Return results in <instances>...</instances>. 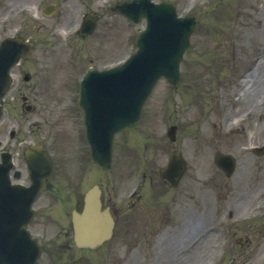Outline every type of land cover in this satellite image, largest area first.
<instances>
[{"label": "rangeland", "instance_id": "obj_1", "mask_svg": "<svg viewBox=\"0 0 264 264\" xmlns=\"http://www.w3.org/2000/svg\"><path fill=\"white\" fill-rule=\"evenodd\" d=\"M30 1L47 3L51 0ZM172 1L180 14L196 15L199 25L191 37L192 47L181 64V83L174 87L166 80L159 81L147 104L139 134L135 136V141L142 137L147 139L140 144L137 154L134 152L140 182L144 188L151 180L154 183L158 180L155 187L159 199L151 203V208H143L140 199L130 206V202L124 199L130 186L120 187L122 198H118L114 206L118 211L115 237L87 258L85 264H181L185 260L186 248L182 255H177L167 240L175 232L176 225L183 221V210L194 215L193 235L197 237L195 251L197 248L198 251L191 262L187 261L188 264H264V236L257 233L261 227L241 222L254 203L246 192L258 183L256 188L263 193L264 202V152L253 150V146L264 145V86H258L260 93L252 91L249 98L238 95L243 77L258 62L257 57L264 53V0ZM4 3L5 0H1V5ZM114 3L115 0H66L57 16L49 20L53 25L48 23L50 28L37 32L36 37L50 44L54 41L64 50L70 48L63 45H72L77 62L81 57L83 62L86 57V64H89L96 54L100 58L95 62L100 65L113 59L121 61L135 50L134 40L142 26L115 12ZM24 5L22 3V7ZM90 10L100 15L93 34L82 39H65L62 28H68L72 21L77 23L76 12L80 16ZM31 13L30 9L28 15L35 18ZM20 17L12 11L5 14L0 7V35L12 30ZM33 22L29 20L27 27L30 28V23L35 25ZM34 29L31 27L28 34H33ZM258 102L261 104L255 111L247 112L253 103ZM18 109L19 102L7 103L2 131L9 126L10 119L16 121ZM232 116H241L242 119L233 123L236 124L234 130L228 132L226 122ZM172 124H177L179 129L176 143L170 145L165 130ZM154 128L158 132L147 135L149 129ZM210 131L215 138L210 136ZM64 132L60 162L64 160L71 174L69 177L77 172V181L69 187L61 186L58 182H61L59 179L63 173H55L52 178L55 195L43 192L35 206L31 230L40 235L43 245V254L37 264H82L81 250L70 246L73 244L66 234L71 209L77 206L82 194V174L78 172L82 144L70 131L64 129ZM172 147L182 149L189 161L186 178L176 192L169 190L157 174L158 168L166 164ZM217 150L232 152L237 160L236 172L222 183V177L219 178L218 172L210 168ZM119 151L117 146L116 164L120 160ZM128 160V154H124L118 169L120 180L126 184L135 177L130 173L134 165ZM87 173L86 187L99 181L112 194L119 187L113 181L114 169L101 172L90 165ZM259 174L262 178H257ZM212 176L216 185L208 181ZM69 177L63 182H69ZM151 195L153 192L147 190L144 198ZM54 198L59 207L55 206ZM46 201L52 207H43ZM150 201L142 200L144 203ZM137 204L141 207L138 208ZM154 231L161 232L162 241L159 236L152 243L148 235ZM186 243L184 240L182 246Z\"/></svg>", "mask_w": 264, "mask_h": 264}, {"label": "water", "instance_id": "obj_2", "mask_svg": "<svg viewBox=\"0 0 264 264\" xmlns=\"http://www.w3.org/2000/svg\"><path fill=\"white\" fill-rule=\"evenodd\" d=\"M142 6L143 8H141ZM118 9L137 21L144 15V13L148 17V28L139 39L141 50L139 52V55H137L131 61V64L133 63V61L138 62V64L141 63L139 65V68L137 69L138 72L134 76H130L125 80H118V77L130 71L129 69H126L118 76L116 75V87L118 90H122L123 88H125L130 81H133L137 86L142 84L145 85L146 83L142 90L139 89L136 91V107L138 109L137 112H139V110L142 109V104L147 98L149 87L152 83L154 84V82L160 75L164 74L170 81L174 83L178 82L179 68H177L175 72V63L171 62V58H174V47L181 43V36L185 34L184 28L186 27V22L183 19L170 20L166 19V17L157 19L155 18L157 12L154 14L153 10L162 9V6L155 5L153 7H150L140 1H132L129 3L119 4ZM171 11H175V7L173 5ZM134 16H136L137 18L135 19ZM87 28V32L91 31L93 28V23H88ZM188 38L189 36H187V40ZM178 54L179 53H176L175 55L178 56ZM181 57L182 55L179 57V59ZM174 59H176L178 66L179 59L177 57H175ZM102 76L97 77L101 79L103 78ZM88 81L89 80H87L86 83ZM132 121L136 122V119H133ZM127 124L129 125L130 123ZM113 129L114 127L112 128V130ZM181 163L182 162H180L178 158L175 157V159L170 163V166L167 169H163L161 171L162 175L170 178L173 182H175L181 175ZM232 164V161H226L227 168ZM31 166L35 171L34 179L37 178L38 182L41 183V176L44 172L39 170V164L31 163ZM3 179H5V176H3V174L0 172V180L2 181ZM4 187L7 190H11V188L5 184V181ZM33 189L35 190V192H32L34 198L38 189H35V187H33ZM22 193L23 191L15 201H11L10 207L13 209H0V240H2V247L0 248V252L2 253V256L0 257V264H32L35 259H33L35 252L29 247V242L25 246V250L28 251L29 257H24L23 261L20 263L19 261L21 257L18 256L17 244L15 246L11 245V238L15 234L16 230L18 233L15 235L12 243H21V239H25L26 237L30 239L28 231L23 227L31 220V217L33 215L30 206L29 212H27L25 215H21L22 217H20L19 219L20 222L17 220V217L14 218V213H18L20 210L17 206L19 202L23 200L22 197L24 196V194ZM88 196L89 197L86 214L83 218H86L87 221L94 227H90L91 231L85 234V227L82 226L83 219L81 214L75 213V222L78 229V242L93 244L110 235L112 230V219L107 211L100 210L101 204L98 191L93 190L88 194ZM25 200L22 204L25 203ZM23 231L25 232V234H23ZM32 243L37 247V250H39L34 240H32ZM19 251L23 252V249L20 248Z\"/></svg>", "mask_w": 264, "mask_h": 264}, {"label": "bare ground", "instance_id": "obj_3", "mask_svg": "<svg viewBox=\"0 0 264 264\" xmlns=\"http://www.w3.org/2000/svg\"><path fill=\"white\" fill-rule=\"evenodd\" d=\"M261 68V71H260ZM242 89L238 92L240 96H243L245 98H249V94L254 91L256 94L260 93V90L258 91V86H264V54L260 57L259 62L254 67V69L250 70L245 77L242 79ZM257 90V91H256ZM238 117L232 116L227 119V125H232L234 121H238ZM253 137V136H252ZM251 137V139H252ZM184 228V227H183ZM181 241V239H177L176 242ZM198 251H195V253ZM187 255L186 259L181 264H188L187 263Z\"/></svg>", "mask_w": 264, "mask_h": 264}, {"label": "flooded vegetation", "instance_id": "obj_4", "mask_svg": "<svg viewBox=\"0 0 264 264\" xmlns=\"http://www.w3.org/2000/svg\"><path fill=\"white\" fill-rule=\"evenodd\" d=\"M21 65L22 66L15 68V72H14L16 75L15 86L28 82V80H27L28 78H30V80H31L32 78L37 77V76L43 77L45 75V72H49V71H46V70H43L42 68H40L38 65V62H35L34 64H28L26 62H22ZM28 73H30V76L26 77L28 75ZM24 90L27 92H25L24 94H20L19 96H16L15 98H23L25 100H30V99H34L37 95V93L35 92V89L30 87V86ZM25 140L26 139L19 137L17 139V144L18 143L21 144Z\"/></svg>", "mask_w": 264, "mask_h": 264}]
</instances>
